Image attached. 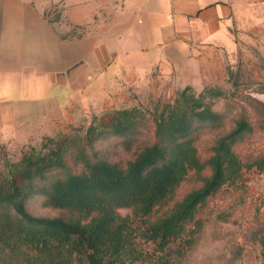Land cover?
I'll return each mask as SVG.
<instances>
[{
	"label": "trees",
	"instance_id": "obj_1",
	"mask_svg": "<svg viewBox=\"0 0 264 264\" xmlns=\"http://www.w3.org/2000/svg\"><path fill=\"white\" fill-rule=\"evenodd\" d=\"M239 92L187 87L151 114L108 109L84 136H44L0 178V264H173L174 241L222 238L244 169L264 174V102Z\"/></svg>",
	"mask_w": 264,
	"mask_h": 264
},
{
	"label": "rangeland",
	"instance_id": "obj_2",
	"mask_svg": "<svg viewBox=\"0 0 264 264\" xmlns=\"http://www.w3.org/2000/svg\"><path fill=\"white\" fill-rule=\"evenodd\" d=\"M259 13L254 28L239 38L238 49L227 59L224 73L214 75L203 87L197 78L191 79L189 82L195 87L189 85L184 89L193 87L199 93L207 87H216L228 94L238 89L241 95L264 102V8ZM49 18L59 19V13L51 11ZM141 26L142 20L137 18L122 39H106L111 55H117L112 63L108 57L96 60L94 49L86 48L85 40L80 43L84 38L82 27H72L67 32L54 29L61 37L78 41L69 48L61 46L58 38L28 37V43L23 45L26 56L20 70L0 69V115L11 107L15 111L24 110L26 118L40 127L59 119L51 127L35 131L27 130L30 127L27 121L15 116L10 118L9 125H2L0 178L7 174V163L17 161L26 150L40 149L46 135L61 132L84 136L94 119L108 109L141 107L151 114L184 90L163 83L165 80L155 68L143 75H120L129 69L145 71L155 61L153 50H143L149 45L140 33ZM5 49V44L0 45V53L4 54ZM54 73L61 79L54 81ZM223 104L219 99L218 107ZM232 127L230 121L229 129ZM257 144L264 146V134ZM243 178L248 185L247 202L241 207L232 204L236 210L231 215L234 221L222 225L224 236L202 243L194 252H187L188 242L174 241L168 249L173 264H264V174L256 168L244 169ZM230 202L231 198L219 201L223 208L229 207ZM142 246L145 251L153 250L150 243L143 242Z\"/></svg>",
	"mask_w": 264,
	"mask_h": 264
},
{
	"label": "crops",
	"instance_id": "obj_3",
	"mask_svg": "<svg viewBox=\"0 0 264 264\" xmlns=\"http://www.w3.org/2000/svg\"><path fill=\"white\" fill-rule=\"evenodd\" d=\"M263 8L264 0H0V45H6L0 53V69L20 70L26 56L23 45L31 35L58 38L61 46L69 48L78 41L63 38L54 29L77 26L84 31L80 43L85 40L86 48L94 49L95 59L108 57L112 63L117 55H111L106 39H122L138 18L149 45L143 50H153L155 61L145 71L129 69L120 75H143L155 68L165 84L195 87L189 81L197 78L203 87L211 77L224 73L239 38L254 28ZM51 11L59 13V19L49 18ZM53 75L54 81L61 79ZM12 116L25 119L27 130L33 131L47 129L59 119L40 127L26 118L24 110L11 107L0 115V127L9 125Z\"/></svg>",
	"mask_w": 264,
	"mask_h": 264
}]
</instances>
